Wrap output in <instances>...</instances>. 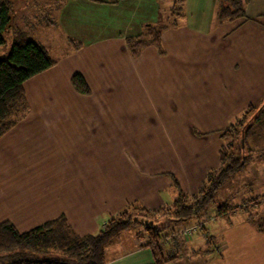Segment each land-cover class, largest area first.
Listing matches in <instances>:
<instances>
[{"label":"crops","instance_id":"obj_1","mask_svg":"<svg viewBox=\"0 0 264 264\" xmlns=\"http://www.w3.org/2000/svg\"><path fill=\"white\" fill-rule=\"evenodd\" d=\"M44 1L53 5L52 9L57 7L54 12H59V26L65 32L80 35L82 40L70 38L73 46L69 53L50 54L57 61L56 66L25 82L30 111L0 138V162L8 166L19 161L31 162L32 155L44 151L41 149L44 147L47 148L45 163L49 165L46 170L56 173L43 175L55 179L54 190L47 189L49 185L39 188L37 199L19 210L25 219L23 222L16 220L13 210L26 202L8 191L5 204L11 208L8 213L11 216L5 221L13 219L14 226L18 227H38L65 216L74 231L84 236L97 234L106 225L108 221L101 222L103 218L98 216L104 212L111 219L134 205L160 210L166 205L165 200L171 208L179 197V190L189 196L198 193L208 174L219 167L225 143L223 133L233 124L232 119L215 116L225 110L223 95L229 97V117L240 112L236 107L239 97H258V101H264V26L243 19L219 24V0H182L180 11L175 12L182 20L162 34L165 54L150 46L133 57L126 38L145 34L148 27L155 26L162 18L161 4H171V0ZM46 6L44 3V9ZM170 15L175 16L173 10ZM255 53L259 58L256 59ZM76 73L86 79L91 90L89 95L73 88L71 79ZM255 83L260 85L258 93ZM160 137L161 144L170 147L175 158L184 156L183 163L177 159L180 182L174 181L179 188L168 176V170L159 169ZM37 138L41 143L46 141L38 144ZM145 145L156 147L154 153L151 151L150 160L142 157L141 147ZM257 150L252 152L241 172L250 176L246 185L253 181L260 183L264 177V172L258 173L252 165L255 154L264 155V151ZM97 161L121 164L96 169ZM59 162L73 163L69 175L54 168ZM112 172L119 183L109 181L107 188L99 189L102 193L94 196L99 200L83 199L82 193L92 187L94 177L105 174L110 177ZM7 173L13 176V167ZM239 174L230 178L229 188L242 181ZM124 190L127 192L123 194ZM26 196L31 200L33 194L29 192ZM17 202L21 204L16 206ZM251 204L258 206L260 216L258 219L252 215L247 217L257 230L251 240L262 243L251 249L256 248L264 257V232L256 227V221L264 219V195L251 199ZM53 206L58 207L55 212ZM221 207L226 208L220 211ZM85 208L87 212L83 211ZM231 209L223 200L214 213L218 218L206 228V234V230L201 231L208 238H220L223 255L213 260L221 264H227L225 257L228 264H237L232 256L234 252L229 250L222 221L229 217ZM78 211L80 221L73 222V214ZM211 214L198 218L197 222ZM183 224L181 228L189 226ZM178 237L186 247V238ZM202 239H190L191 251L203 248ZM120 246L118 243L112 250ZM190 254L183 264H192ZM154 263L150 250L131 246L107 259L106 264ZM165 264L180 263L176 260Z\"/></svg>","mask_w":264,"mask_h":264},{"label":"trees","instance_id":"obj_2","mask_svg":"<svg viewBox=\"0 0 264 264\" xmlns=\"http://www.w3.org/2000/svg\"><path fill=\"white\" fill-rule=\"evenodd\" d=\"M181 1L176 0L177 3ZM174 7L173 12L176 15L175 12L179 8ZM14 12L15 4L12 0H0V50L6 45L7 38L12 41L8 56L0 59V138L24 120L30 111L26 100L25 82L57 64L43 45L14 25ZM217 19L219 24L232 23L238 19L250 20L247 18L242 0H219ZM176 25L175 20L174 24L150 26L145 34L127 37L126 43L132 56L138 57L150 46L156 47L159 53L164 55L162 34ZM71 83L78 93L83 95L91 93L81 73L74 74ZM254 110L256 109L247 110L243 118L230 125L223 133L225 143L220 152L219 170L208 174L198 193L189 196L179 190V197L174 206L166 210L164 208L148 210L134 205L109 219L99 233L84 236L78 235L73 230L65 216L50 220L27 232H21L10 221H4L0 223V264H106L108 246L131 231L134 226L141 234L143 231L146 232L147 238L144 245L140 244L136 248L150 250L154 264L176 261L177 256L164 257L161 244L166 242L168 245L171 239L175 242L177 239L180 240V237L174 236L164 241L162 229L154 225L158 221L156 217L162 214L166 217L190 221L204 215L223 184L241 173L251 157L250 154H246V148L255 132V125L264 115L263 108L259 112ZM254 150L249 149V152L252 154ZM257 151L263 152L264 148ZM175 186L179 188L178 183H175ZM224 208L226 207H221L220 211ZM210 218L211 216L204 221H209ZM256 227L260 232H264V219L257 220ZM181 244L184 248L182 241Z\"/></svg>","mask_w":264,"mask_h":264},{"label":"rangeland","instance_id":"obj_3","mask_svg":"<svg viewBox=\"0 0 264 264\" xmlns=\"http://www.w3.org/2000/svg\"><path fill=\"white\" fill-rule=\"evenodd\" d=\"M15 4V12H14V18L13 22L14 25L17 27H20L22 30L26 31L28 34L32 35V38L35 39L38 43L43 45L50 54L54 56H63L70 52L72 48V42H70V38L72 40H82L80 35L76 33H68L65 32L64 28H61L58 23L59 19V12H54L56 8H53V5H50L48 2L44 0H12ZM243 6L247 15V18L250 19L249 22L251 23H258L264 25V0H242ZM44 3H47L48 6H46V9H44ZM54 3V2H51ZM58 4V3H57ZM182 3H177L176 0H171L170 2H167V4L164 2L160 6V10L162 13V18L158 21H156L154 24L155 26H160L162 23H173L176 21H181L182 18L175 15H170L171 11L176 8H180ZM50 8V9H49ZM48 10H51L52 12H47ZM166 11V12H165ZM180 11V10H178ZM178 11H176L178 13ZM239 20V19H238ZM236 20V21H238ZM245 21V19H243ZM242 20V21H243ZM52 22L51 25H49V22ZM12 46V41L10 38H7L6 45L0 50V59H4L8 56ZM256 59L259 58V55L255 53ZM255 59V58H254ZM258 68V66H257ZM260 71V69L258 68ZM262 71H260L261 74ZM239 76V74L234 75ZM264 77V67H263V74ZM256 85V93H258V89H260L259 83H255ZM258 97H249L247 99L243 97L238 98V104L236 107L240 110V114L233 115L229 117L230 115L227 114V108L229 110L228 102L229 97L226 95H223V105L225 110H223V114L215 115L217 118L221 115L223 118H229L232 119V123L238 122L241 118H243L245 112L249 110L250 108H255L258 111L263 108L264 110V101L261 103V101L257 99ZM234 100V98H232ZM246 106V107H245ZM245 107V108H244ZM35 109V108H34ZM251 117V116H250ZM248 126V125H247ZM239 131L240 127L238 126ZM255 135L252 136L251 140L249 141V146L246 148V154L253 155L249 152V149L252 148L255 149H263L264 148V115L262 116V120L255 125ZM197 132V131H196ZM46 140H44L42 143H44ZM163 139L160 137V145L158 147L159 150V169L162 168V170H168L167 173L170 179L179 181V169H178V163L177 159L180 163H183L181 159L183 160V157H179L176 154V158L173 156V150L169 149L162 145L161 142ZM36 143L42 144L40 141V138H37ZM155 146L151 147V145L142 146L141 154L142 157L145 159H151V151L153 150V153L155 151ZM172 148L175 150L176 147ZM42 150L37 154L32 155L31 162L28 161H19V163H14L13 166L6 165V162H0V223L7 220V218H10L8 216H11V214H8L11 210V208H8L7 204H5L6 200L8 199L7 192L11 193L13 191V196H16L18 200L22 202H26L24 204H21L20 202H17L15 205H20L19 209H14L13 214L17 221L23 222L25 219L24 217H21L22 215L19 210H22L25 206L32 203V201L36 200L38 197L39 188H46V185H49L47 189L49 188L51 191L55 188V179L54 178H45V176H55V171H47L48 164L45 163V151L47 148L41 147ZM189 152H193V150H189ZM5 158V157H4ZM50 158V156H49ZM174 158L176 162L174 161ZM112 161V160H111ZM154 162V160H153ZM70 162H59L55 163L54 168L59 173H64L66 175H69V169H71ZM120 163L117 162H107V161H97L94 163L95 168H100L101 166L108 165L110 168H114V166H118ZM253 167L258 173L264 172V155L262 154H255L254 160H253ZM155 166V163H153V167ZM13 167V176L8 175V171L10 168ZM220 167V165H219ZM219 167L212 172H215L216 170H219ZM124 173V172H122ZM166 174V173H165ZM166 174V175H167ZM106 175V174H105ZM97 176L92 179V187H88L87 190L83 191V199H89L91 197L100 199L98 196L94 197L95 195H98L99 193H102V191H98L102 187L105 189L107 183L111 181L112 183H119L117 182V176L112 172V175L110 177L106 176ZM240 177H242V181L236 183L234 188L230 187V181L227 180L225 184L220 188V190L215 195L214 201L210 203L208 206L206 212L204 215L212 213L210 216H215L214 213L216 212V207L219 205V203H223V200H225L226 203H228L230 206L233 207V209L236 210L235 213H230L229 217L226 219H222L224 226L226 227L224 234L228 241L229 250L234 252L233 253V259L237 264H248L249 258L250 263L249 264H264L263 256L262 254L255 248V246L262 245L258 244L256 242H252L251 235L252 233L257 232L255 229V225L252 221L248 220V216L252 215L254 218L258 219L260 216H258V206L257 205H249L250 200L255 198L257 195H264V177H262V181L260 183L253 181L250 183V185H246L247 180H250L247 174L241 173L239 174ZM119 178V177H118ZM176 178V179H174ZM123 179V177H121ZM238 179V178H234ZM238 181V180H234ZM176 183V181H174ZM16 191V194H15ZM30 193L33 194L30 198H27L26 195ZM127 192L126 190L123 191V194ZM28 193V194H26ZM122 194V195H123ZM225 198V199H224ZM223 199V200H222ZM15 200V199H14ZM12 201V203L14 202ZM166 205H164V210L167 208H170L167 205L168 200H165ZM130 208V207H129ZM58 209V207L53 206V212H55ZM93 209V207H92ZM84 212H87V209L85 208L83 210ZM17 212V213H16ZM107 213L104 212V214H100L98 216H101L103 218L102 221H109ZM80 211L73 214L75 216V219H73V222H79L80 221ZM203 215V216H204ZM202 216V217H203ZM13 218V217H12ZM158 221L155 222V226L158 229H162L163 234H168L172 231H178L181 226L185 224L193 225L197 223V218H193V220L190 221H182L175 218L166 217L165 215H160L159 217H156ZM12 223L15 221L13 219H9ZM204 220V219H202ZM180 223V224H179ZM18 230L21 232L23 231H29L31 229L36 228V225L32 226H16ZM72 227V226H71ZM73 228V227H72ZM74 230V228H73ZM207 230L204 232L206 234ZM145 233L141 234L137 227H133L131 231L126 232V234L123 235V238H119L113 241L111 245L108 246V249L106 250V259H111L120 252H123L126 250V248H130L131 246L137 247L138 245L142 244L144 245L147 242V238L145 236ZM191 236L186 237V247L182 248L181 240L177 239L175 242L170 241V245H167L166 242L164 244H161L162 250H164V257L171 255V256H177L178 261L180 264H183L184 260H186V257L193 252L191 256L192 264H203L205 260L208 261V264H221L218 260H213L215 256H222V245L221 240L219 237H207L206 235L203 236L201 232L195 233L192 235L191 238L197 237V238H204L202 239L203 248H193V251H191L192 247L189 246L191 242L189 238ZM218 240L216 243H213L214 240ZM118 243H121L120 248H116L117 250H112V247L116 246ZM181 245V247L177 246ZM255 245V246H254ZM170 247H172L171 250H168ZM170 251V252H168ZM161 258V257H160ZM228 259V257H227ZM225 261L228 264L229 261Z\"/></svg>","mask_w":264,"mask_h":264},{"label":"built area","instance_id":"obj_4","mask_svg":"<svg viewBox=\"0 0 264 264\" xmlns=\"http://www.w3.org/2000/svg\"><path fill=\"white\" fill-rule=\"evenodd\" d=\"M235 212H236L235 209H231L228 211V213H235ZM215 219H216V216H211L209 221L200 220L196 224L183 227L176 232L164 234L163 240L167 241L168 239H170L174 236H181L184 238H186L188 236H192L195 233L206 230L208 223H210L211 221H214Z\"/></svg>","mask_w":264,"mask_h":264}]
</instances>
